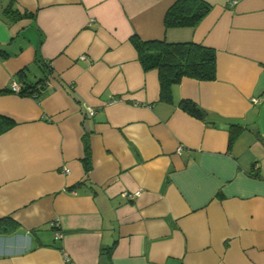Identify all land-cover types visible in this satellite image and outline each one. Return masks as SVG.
<instances>
[{"label":"crops","instance_id":"1","mask_svg":"<svg viewBox=\"0 0 264 264\" xmlns=\"http://www.w3.org/2000/svg\"><path fill=\"white\" fill-rule=\"evenodd\" d=\"M174 1L0 0V264H264V0L166 29ZM132 34L213 48L215 78L160 101Z\"/></svg>","mask_w":264,"mask_h":264},{"label":"trees","instance_id":"2","mask_svg":"<svg viewBox=\"0 0 264 264\" xmlns=\"http://www.w3.org/2000/svg\"><path fill=\"white\" fill-rule=\"evenodd\" d=\"M211 5L204 0H175L166 10L163 18L164 27L193 28L210 11ZM129 41L138 54V60L144 71L156 69L159 79L160 101L171 103V87L184 77L197 80H213L216 76L215 50L194 41L170 42L165 39H142L136 34ZM45 68L51 71L45 61ZM49 76V75H48ZM48 76L34 83L20 81L21 89L18 94L38 97L46 88ZM178 106L188 114L206 122L207 113L196 102L183 98ZM13 120L0 115V132L8 129ZM240 126L230 127V142L238 133ZM84 165L88 164L87 156L83 158ZM18 228V223L12 218L0 220V231L10 233Z\"/></svg>","mask_w":264,"mask_h":264},{"label":"built area","instance_id":"3","mask_svg":"<svg viewBox=\"0 0 264 264\" xmlns=\"http://www.w3.org/2000/svg\"><path fill=\"white\" fill-rule=\"evenodd\" d=\"M81 57L84 58L85 56L82 55ZM49 85H50V82H49V80H47L46 81V87L49 86ZM20 89H21V86H20V83L19 82L14 81V80L10 82V90L12 92L18 93L20 91ZM252 101L255 102V103L258 102V98H252ZM88 112H89V114H93L94 113V110L92 108H89L88 109ZM180 147L181 146H178L177 149L179 150ZM63 171L68 172L69 169L66 168V167H63ZM140 194H141V190L140 189H138L136 191H133V192H129L127 190H124V191L121 192V196L124 197V198H126V199L136 198ZM56 233H57V235H60V232L59 231L56 232Z\"/></svg>","mask_w":264,"mask_h":264}]
</instances>
